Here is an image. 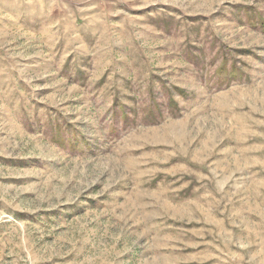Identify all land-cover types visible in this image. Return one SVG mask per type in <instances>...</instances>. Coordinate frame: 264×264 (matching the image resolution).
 Returning <instances> with one entry per match:
<instances>
[{
    "label": "rangeland",
    "instance_id": "obj_1",
    "mask_svg": "<svg viewBox=\"0 0 264 264\" xmlns=\"http://www.w3.org/2000/svg\"><path fill=\"white\" fill-rule=\"evenodd\" d=\"M0 264H264V0H0Z\"/></svg>",
    "mask_w": 264,
    "mask_h": 264
}]
</instances>
